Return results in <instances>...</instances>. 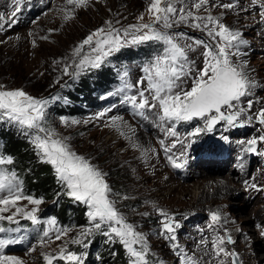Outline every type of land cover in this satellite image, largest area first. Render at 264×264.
<instances>
[{"label":"snow or ice","instance_id":"snow-or-ice-1","mask_svg":"<svg viewBox=\"0 0 264 264\" xmlns=\"http://www.w3.org/2000/svg\"><path fill=\"white\" fill-rule=\"evenodd\" d=\"M66 2L68 5L82 8L87 7L90 0H66ZM209 2L210 0H193L189 6L184 4V0H149L146 11L152 20L151 23L132 24L121 30L108 21L106 28L100 27L90 33L73 50L72 56L78 59H73L71 63L63 66V75L75 79L86 72L100 70L110 57L129 45L146 42L161 45V51L151 56L143 66L142 78L133 84L128 79V70L124 69L119 74V86L100 98L106 100L112 96H121L120 102L129 105L135 116L145 120L149 118V114L155 116L159 121L156 126L161 128L166 136L176 138L170 146H165V141L160 140L166 159L174 169H183L188 162L183 151L180 156L169 154L177 144L184 145L177 131V126L182 123L203 122L202 126H197L188 132L185 139L210 133L221 122L229 127L242 126L244 123L241 120L242 116L245 117L246 122L250 123L255 118L264 125V107L248 115L247 113L253 108V100L248 99L246 107L242 105V98L253 97L256 89L262 87L249 75L247 62L239 59L243 55L242 48L246 47L248 42L243 38L240 30L232 29L220 18L211 14L204 16L196 14ZM24 4L25 0H11V17H16ZM177 4L183 6L178 8ZM252 5L259 7V16L261 21H264V0H252ZM219 7L232 9L234 5L225 3ZM186 8L189 10L186 11ZM191 9H195L196 12ZM64 11L65 20L73 18V12ZM144 19L143 15L138 17L140 21ZM3 20L4 15L0 13V21ZM180 24L203 32L209 39L206 41L192 37L185 38L184 33L173 34L168 31ZM35 43L33 40V46ZM86 46L89 52L82 55ZM198 49H202L201 68H196L195 61L189 56ZM234 57L236 59H233ZM189 80H191L190 85ZM134 88L136 94H129ZM55 99L57 97L37 98L23 89H3V86H0V122L18 128L30 140L40 163L51 167L58 185L63 190L62 194L73 202L86 206L87 209L89 226L83 228L75 238L65 242L58 254L43 253L44 261L46 264H54V261L59 259L67 261L68 264H85L87 252L78 254L76 251H68L67 243L81 245L87 249L89 243L85 241L99 234L108 242L119 243L126 250L129 257L128 264H153L149 259L148 237L138 231L134 224L128 222L125 214L118 207L120 201L129 197L115 192L107 179L108 174L89 158L78 154L69 142L70 138L61 136L49 123L47 109ZM113 107L110 106L97 113L94 119H103ZM109 119L110 124L107 126L121 129L122 117L113 116ZM83 122L91 123V120ZM60 123L64 127H71L81 121L61 116ZM121 135L129 140L132 139L123 130ZM222 139L227 140L228 137L224 136ZM258 144H264V135L248 140L244 151L264 156V151L257 150ZM132 147L141 149L145 156L150 151L135 142L132 143ZM187 147H191V141L188 142ZM13 164V156L0 151V221L20 225V220L16 218L20 216L31 221L34 226L46 225L36 229L41 233L38 239L39 245L45 246L53 240L61 241L68 236L71 229L58 227L54 217L42 220L37 215L44 200L24 194L22 181L17 172L8 167ZM240 167L243 168V165L241 164ZM245 184L256 191H264V188L258 187L255 183L245 181ZM23 200L33 205L31 210L18 206ZM12 209L14 211L11 214L5 215ZM155 210L159 217L158 234L171 242V248L177 255L179 264H196L193 257L185 252L178 242L177 232L182 225L177 219V214L161 208ZM143 215L148 214L143 213ZM210 217L212 225L221 223L222 217L219 211L211 212ZM20 230L19 227L6 228L0 225V233H14ZM260 234L264 236V229ZM22 239L23 237L0 238V264H24L18 257L3 254L6 247L20 243ZM201 243L205 242L201 241ZM226 243H234L231 235L217 236L213 240L215 256L230 258L231 264H240L238 253L226 249L224 246ZM35 250V247L31 249V251ZM225 259H220L219 264H225Z\"/></svg>","mask_w":264,"mask_h":264},{"label":"rangeland","instance_id":"rangeland-1","mask_svg":"<svg viewBox=\"0 0 264 264\" xmlns=\"http://www.w3.org/2000/svg\"><path fill=\"white\" fill-rule=\"evenodd\" d=\"M122 1L90 0L87 7L78 8L75 5H68L66 0H30V2L29 0H25L21 12L13 18L10 15L12 10L10 6L11 0H0V13L4 15V20L0 21V66L6 68L2 70L3 72L13 71L12 75L2 78L3 89H23L34 97L43 98L41 97L43 94L38 93L39 90L34 91L35 88L44 86L50 79L55 80L63 72L64 64L71 63L73 59H78L72 56L73 50L87 35L100 27L106 28V22L108 21H111L114 27L121 28V30L132 24L152 22L146 9L138 12L130 11V16L133 19L126 17L124 15L126 6L118 7V5L127 2L132 7L135 0ZM225 3H232L234 7L232 9L219 7ZM64 10L73 12V18L65 20ZM259 11L258 6L252 5V0H210L207 6L202 7L196 13L201 16L211 14L220 18L223 23L232 29L240 30L243 33V38L247 40L248 44L242 48L243 55L239 59L247 62L249 75L262 86L256 89L253 97L242 98V105L245 107L248 99L253 100V108L247 113L248 115H252L258 112L261 107H264V21H261ZM194 12H196L195 9ZM141 15L144 16V21L138 20V17ZM120 22H126L125 26L121 25ZM157 27L160 26L157 25ZM168 31L173 34L181 33L178 30ZM43 37H47V39H43ZM187 37L206 41L209 39L203 32L202 34L197 33L195 37L190 34H185V38ZM33 40L36 42L35 46H33ZM144 44L129 46H140ZM201 51L202 49H198L189 54L190 59L195 61L196 68L203 66V57L200 55ZM88 52L89 49L86 46L82 55L88 54ZM112 57L109 58L110 61L108 60L106 62L107 64H114L111 62ZM233 59L236 58L234 57ZM9 62H13V70H9L8 66L11 64ZM71 70L69 69V71ZM18 71L26 73L28 80L24 82L13 81L11 76L15 75V73L17 74ZM142 76L143 74L138 71H133L129 73L128 79L131 83L135 84ZM188 84H191V80H189ZM129 94H136V89H132ZM146 95L149 94L146 93ZM120 101L121 96L117 98V101L111 102L101 110H91L84 117L75 116L69 118L81 121V123L72 125L71 127H64L60 123V119L56 118L52 127L61 136L70 138L69 142L78 154L89 158L108 174L107 179L115 192H118L121 196L129 197L127 200L120 201L118 207L125 214L128 222L134 224L138 231L143 232L148 237V245L150 248L149 259L153 264H159L160 261L157 255L163 245L168 247L173 257L176 254L171 248V242L158 234L159 217L155 209L161 208L169 213L177 214V219L179 215L184 214V216H187L189 211L187 212L185 209H182L179 212H175L173 207H176L177 203L175 201L177 202L178 200L172 201L173 203L167 205L169 202L168 199L166 200L167 191L162 189L159 179L154 176L152 170L149 169L150 167L146 165L149 161V151L146 156H141L142 150L133 148L132 143L135 142L137 144L136 134H139L141 130H145L144 133L148 136H154L152 141L154 146H158L157 157L165 164V160H167L166 154L160 145V140L165 141V146H170L176 138L166 136L165 132L156 126L159 121L156 120L155 116L149 114L147 120L135 116L131 107L122 104ZM110 106H114L112 111L108 112L103 119H94L97 113ZM113 116L123 118L121 129L107 126L110 124L109 118ZM87 120H91V123L83 122ZM241 120L244 121L242 126L229 127L224 122H221L212 132L200 134L195 137H188L187 139H185L187 133L194 130L197 126H202L203 122L193 121L191 123H182L177 126V131L180 133L179 139L184 141V145L177 144L176 148L172 149V153L175 156H180V153L183 151L189 162V158H194L199 153L203 154L217 150L211 148V150L201 151L199 148L201 142H210L213 138L222 139L224 136H227L228 139H222L223 141L218 140L219 146H216L220 149V146L224 148L228 146L232 152H236V150H240V145H242L244 151L248 140L264 135V125L260 124L255 118L250 123L246 122L244 116L241 117ZM121 130L125 131L132 139L129 140L126 136L121 135ZM189 141H191V147H187ZM241 141L245 143L241 144ZM257 150L264 151V144H258ZM248 155L249 159L254 157V160L249 164L248 172L244 173L241 169L239 172L241 171L243 176L249 175L247 180L249 183H255L258 187L264 188V156L253 155L252 153H248ZM191 163L189 162L187 165ZM238 165L239 162L236 166L239 167ZM164 166L166 174L170 176L171 182H176L179 186L180 192L177 198L185 191L183 188L196 182L197 175L191 176L188 180H183L179 173H177L179 169L172 168L168 161ZM192 166L194 170L198 168L194 164ZM228 166L229 170H226L225 173L232 177L234 176L232 173L235 169L232 167V164ZM117 172L122 175L121 181L123 187L118 186V181L113 182V177ZM244 181H246V178L242 181L244 183L242 191L240 190L236 195L231 197L232 203L225 207L223 211L227 213L230 219L243 216L245 219L243 222L247 225H250L249 220L253 218L255 220L254 224L259 227L260 221L263 219H259L255 212L258 210V206L264 204V198L261 199L264 197V191L251 189L247 187ZM192 197H194L193 192ZM182 201H178L179 204ZM18 206L24 207L27 210H31L33 207L26 200L20 201ZM46 206L47 204H41L37 213L42 220L53 218L51 216L44 217L43 211ZM12 211L14 209L5 213V215L11 214ZM143 213H147L148 215H143ZM210 213H207L205 210L198 211L195 208L190 211V214L200 219L193 222H180L182 227L177 232L180 245L182 244V237L197 236L199 233L203 236L206 234V236L214 237L213 239L217 236H228V233H226L227 221L222 218L219 225H212ZM16 218L20 220V225L10 224L7 221H0V225L6 228L19 227L21 229L20 232L0 233V238L23 237L20 243L9 245L10 250H7L9 247H6L3 250V254L18 257L24 264H46L43 259V253L58 254L60 247L65 242L75 238L83 230V228L62 226L57 221L58 227L71 229L68 236L64 237L61 241L53 240L45 246H41L38 243L41 233L36 229L37 227L42 228L46 225L34 226L31 221L22 219L20 216ZM29 227L35 230L33 232L31 230L26 231L25 228ZM247 233L250 235L247 238L249 244L259 254V258L264 259V247L259 250L257 247L263 240L260 234L261 231L254 232V230L249 228ZM192 240H194L193 237ZM85 242L89 243L87 249H84L81 245L67 243L68 251H76L78 254L87 252L85 264H115L117 262L119 264H128L129 262L126 250L119 243L108 242L105 237L99 234L90 237ZM21 243L26 246L24 248L21 247ZM228 245L231 247V244L227 243L224 246L228 247ZM106 246L109 247V250L110 246H113L114 251L112 255L103 257L101 254L102 249ZM33 247H35V251H31ZM118 251L122 252V256H118ZM54 264H68V262L57 259L54 261ZM163 264H179V261L178 258H173L169 263L163 262ZM225 264H231L230 258L225 259Z\"/></svg>","mask_w":264,"mask_h":264},{"label":"trees","instance_id":"trees-1","mask_svg":"<svg viewBox=\"0 0 264 264\" xmlns=\"http://www.w3.org/2000/svg\"><path fill=\"white\" fill-rule=\"evenodd\" d=\"M192 2L193 0H184V4L189 6ZM148 3L149 0H135L132 7L127 2L120 3L118 7L126 6L124 15L133 19L130 16V11H143L147 8ZM181 6L183 5L177 4L178 8ZM185 10L187 11L189 8ZM191 10L194 12V9ZM125 23L120 22L123 26H125ZM169 30H178L181 33L190 34L194 37L197 33L202 34L201 31L188 27L185 24L174 26ZM160 51L161 45L155 42H147L140 46H128L111 58V62L114 64L105 63L100 70L86 72L75 79L63 75L62 72L55 80L50 79L44 86L35 88V90L33 88V90H39L38 93H42L41 97L43 98L57 97V99L50 103L47 109V118L51 126H53L55 119H60L61 116L68 118L75 116L84 117L91 110H101L111 102L117 101L119 96H112L106 100L100 97L119 86V74L124 69H127L129 73L138 71L143 74L142 68L148 59ZM9 63H11L8 66L9 70H13V62ZM5 69L0 66V86H3L1 82L2 78L13 74V71L3 72L2 70ZM11 77L13 81L24 82L28 80L26 73L19 71ZM57 80L60 82L56 83ZM0 151L13 156L14 164L8 167L17 172L22 181L24 194L43 198V204H47L43 211L44 217H54L60 225L70 228H85L89 226L86 206L73 202L66 195L62 194L63 190L58 185L51 167L40 163L30 140L17 127L10 126L6 122H0ZM121 180L122 175L117 172L113 177V182L118 181V186L123 187ZM25 230L33 232L35 229L29 227L25 228ZM113 251V246H110V250L106 246L102 249L101 254L103 257H108L112 255ZM118 256H122L121 251H118Z\"/></svg>","mask_w":264,"mask_h":264},{"label":"bare ground","instance_id":"bare-ground-1","mask_svg":"<svg viewBox=\"0 0 264 264\" xmlns=\"http://www.w3.org/2000/svg\"><path fill=\"white\" fill-rule=\"evenodd\" d=\"M144 131L145 130H141L139 131V134H136V138L138 140L137 144L141 145L143 149L150 150L149 161L146 165L150 167L149 169L152 170L154 176L159 179L162 189L167 191L166 200L168 199L169 201H167V205H170L169 203H173L175 200H183L181 204H179L178 201H175V203H177L176 207H173L175 212H179L182 209H185V211L187 212L189 211L187 216H184V214L179 215L178 220L180 222H193L200 219L199 217H195L190 214V211H192L193 208L198 211L205 210L207 213L219 211L221 213V217L228 223V225H226V233H228L227 235H231L234 241V243L231 244V247H229L228 245L226 249L238 253L241 264H264V259L259 258V254L252 248L247 240V238L250 236L247 233V230L249 228L254 230V232L258 230L262 231V229H264V204L258 206V210L255 212L259 219H263L260 221L259 227L254 224L255 220L253 218H250V225H247L243 222L245 220L243 216L230 219L227 213L223 211L225 207L232 203L231 197L236 195L240 190L242 191V189L244 188V183L242 182L243 179L245 180L246 178V181L248 180L249 175L243 176L241 171L239 172V168H241L240 165H243V168H241L242 172H248L249 164L254 160V157H251L249 159L248 154H245L243 151V146L239 144L240 150L238 155L241 158V161H239L238 165L239 167L236 166L237 161L235 162L233 158L230 162V158L227 160H222V158L224 157V152L222 150L218 152L217 159L211 158L202 160L199 163L201 169L197 168V171L194 170L191 164L186 165L185 168L180 169L179 171H177V173H179L183 180H188L191 176L195 175H197V179L195 183L186 186V188L182 187L183 189H185V191L182 192L183 194L179 198H177L178 193L180 192L179 186L176 184V182H171L170 176L166 174L164 165L167 164V160H165V164L161 159L159 160V157H157L158 146H154L152 141V138L154 136H148L146 133H144ZM169 154L173 153L171 152ZM141 156L144 155L141 154ZM189 159V162H192L193 158L191 157ZM207 164L209 167H212V169L205 168V165ZM230 164H232V167H234L235 169V171L232 173L234 174V176L232 177L225 173L226 170H229L228 165ZM181 173H184L183 177ZM192 192L194 194V197H192ZM263 198L264 197H262L261 199ZM192 237L194 240H192ZM213 238L214 237L206 236V234H204L203 236L200 233L197 236L191 235L190 237L188 236L186 238L182 237V244L180 246L185 252L193 257L196 264H219L220 259L225 258L220 257L219 259L217 258L218 260L216 259L212 247V242L214 240ZM262 239V243L257 246L258 250L264 247V236H262ZM201 241H204L205 243H201ZM171 254L172 253L168 250V247L166 245H163L158 252L157 258L160 262L162 261L164 263H169L173 258L177 259V255L173 257Z\"/></svg>","mask_w":264,"mask_h":264}]
</instances>
